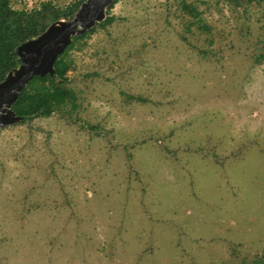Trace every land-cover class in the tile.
I'll return each mask as SVG.
<instances>
[{"label": "rangeland", "instance_id": "rangeland-1", "mask_svg": "<svg viewBox=\"0 0 264 264\" xmlns=\"http://www.w3.org/2000/svg\"><path fill=\"white\" fill-rule=\"evenodd\" d=\"M191 1L206 29L177 0H116L67 51L72 116L0 128V264H251L264 250V58L250 56L264 0Z\"/></svg>", "mask_w": 264, "mask_h": 264}, {"label": "trees", "instance_id": "trees-1", "mask_svg": "<svg viewBox=\"0 0 264 264\" xmlns=\"http://www.w3.org/2000/svg\"><path fill=\"white\" fill-rule=\"evenodd\" d=\"M80 1L69 0L64 4H56L51 0H41L37 5L26 8L14 7L9 0H0V79L19 62L14 51L16 44L39 33L56 18L71 17ZM115 1L111 0L105 7L101 20L95 21L83 32L71 35L69 43L55 58L52 73L33 75L27 80L11 103L14 113L21 116L13 123L26 122L35 116L49 115L52 112H58L65 118L72 116L78 102L75 90L67 83L66 71L70 66L67 51L71 47H77V41L92 32L96 26L103 27L113 20L114 14L109 13V8ZM221 1L227 6H241L244 9L254 0ZM177 6L182 13L188 15V24H194L198 28H207L201 16V9H198L193 1L177 0ZM262 46L264 47V41H262ZM250 56L254 62H259L264 58V51H254ZM129 96L140 98L139 95L134 94H129ZM249 260L251 264H264V250L252 255Z\"/></svg>", "mask_w": 264, "mask_h": 264}, {"label": "water", "instance_id": "water-1", "mask_svg": "<svg viewBox=\"0 0 264 264\" xmlns=\"http://www.w3.org/2000/svg\"><path fill=\"white\" fill-rule=\"evenodd\" d=\"M111 0H81L71 17L49 22L39 33L15 45L19 62L0 79V127L21 118L11 103L33 75L52 73L53 62L69 43L71 35L83 32L104 16Z\"/></svg>", "mask_w": 264, "mask_h": 264}]
</instances>
